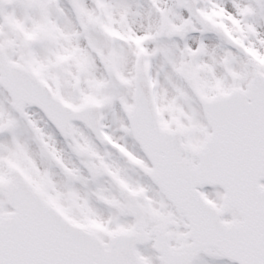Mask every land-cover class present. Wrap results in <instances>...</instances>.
I'll return each instance as SVG.
<instances>
[{"label": "snow or ice", "instance_id": "6c2138e0", "mask_svg": "<svg viewBox=\"0 0 264 264\" xmlns=\"http://www.w3.org/2000/svg\"><path fill=\"white\" fill-rule=\"evenodd\" d=\"M0 264H264V0H0Z\"/></svg>", "mask_w": 264, "mask_h": 264}]
</instances>
